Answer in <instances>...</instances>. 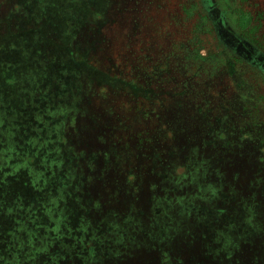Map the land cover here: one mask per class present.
I'll list each match as a JSON object with an SVG mask.
<instances>
[{"label":"rangeland","instance_id":"rangeland-1","mask_svg":"<svg viewBox=\"0 0 264 264\" xmlns=\"http://www.w3.org/2000/svg\"><path fill=\"white\" fill-rule=\"evenodd\" d=\"M0 264H264V0H0Z\"/></svg>","mask_w":264,"mask_h":264},{"label":"trees","instance_id":"trees-1","mask_svg":"<svg viewBox=\"0 0 264 264\" xmlns=\"http://www.w3.org/2000/svg\"><path fill=\"white\" fill-rule=\"evenodd\" d=\"M219 30H220V26H219Z\"/></svg>","mask_w":264,"mask_h":264}]
</instances>
